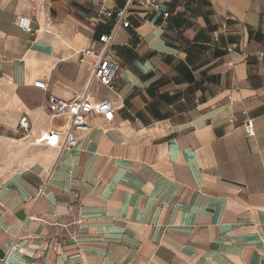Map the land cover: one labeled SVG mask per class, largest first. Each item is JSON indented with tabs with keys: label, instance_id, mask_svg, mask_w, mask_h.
Instances as JSON below:
<instances>
[{
	"label": "crops",
	"instance_id": "obj_1",
	"mask_svg": "<svg viewBox=\"0 0 264 264\" xmlns=\"http://www.w3.org/2000/svg\"><path fill=\"white\" fill-rule=\"evenodd\" d=\"M120 9L129 26L107 56L121 69L89 90L113 119L89 115L72 149L24 143L20 117L31 137L65 122L33 81L81 95L91 68L78 52ZM2 258L264 264V0H0Z\"/></svg>",
	"mask_w": 264,
	"mask_h": 264
},
{
	"label": "built area",
	"instance_id": "obj_2",
	"mask_svg": "<svg viewBox=\"0 0 264 264\" xmlns=\"http://www.w3.org/2000/svg\"><path fill=\"white\" fill-rule=\"evenodd\" d=\"M146 6H154V0H142ZM104 16H114L115 26L110 34L100 35L98 41L100 46L87 47L79 51V61L86 62L90 65V78L87 82L85 91L71 99L65 100L55 94L48 92V84L43 79H35L33 86L46 94V107L52 118H63L65 122L59 124L58 127L49 129L39 133L35 137H31V124L29 119L24 115L19 119V129L22 131L26 139H31L30 143L41 145L62 151L72 149L77 145L78 137L90 129L88 116L99 115L105 120H112L115 106L109 99L95 100L89 95V90L93 84L102 87L111 88L115 77L121 69L118 62L108 58L107 50L112 43L115 32L119 27H128L129 22L125 20L126 10L120 9L115 13L104 11ZM167 17V13L163 14ZM16 25L25 32H30L31 19L26 15H19L16 19ZM243 129L248 136L254 135L253 122L247 119L243 123ZM12 249L15 246L10 247ZM0 264H9L5 258L0 259Z\"/></svg>",
	"mask_w": 264,
	"mask_h": 264
},
{
	"label": "rangeland",
	"instance_id": "obj_3",
	"mask_svg": "<svg viewBox=\"0 0 264 264\" xmlns=\"http://www.w3.org/2000/svg\"><path fill=\"white\" fill-rule=\"evenodd\" d=\"M23 141H24L25 143H30V140H23ZM23 141H22V142H23Z\"/></svg>",
	"mask_w": 264,
	"mask_h": 264
},
{
	"label": "bare ground",
	"instance_id": "obj_4",
	"mask_svg": "<svg viewBox=\"0 0 264 264\" xmlns=\"http://www.w3.org/2000/svg\"><path fill=\"white\" fill-rule=\"evenodd\" d=\"M33 133V132H32ZM10 143V142H9ZM18 143H22L21 141L20 142H18ZM25 143V142H24ZM25 145H27V144H25Z\"/></svg>",
	"mask_w": 264,
	"mask_h": 264
}]
</instances>
